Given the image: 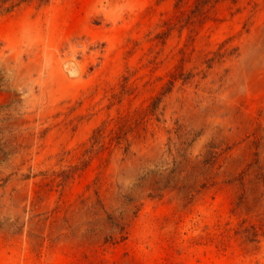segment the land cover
Here are the masks:
<instances>
[{
	"label": "rangeland",
	"instance_id": "1",
	"mask_svg": "<svg viewBox=\"0 0 264 264\" xmlns=\"http://www.w3.org/2000/svg\"><path fill=\"white\" fill-rule=\"evenodd\" d=\"M0 264H264V0L1 7Z\"/></svg>",
	"mask_w": 264,
	"mask_h": 264
},
{
	"label": "trees",
	"instance_id": "2",
	"mask_svg": "<svg viewBox=\"0 0 264 264\" xmlns=\"http://www.w3.org/2000/svg\"><path fill=\"white\" fill-rule=\"evenodd\" d=\"M15 1H18L20 3L22 2H27V1H30V0H0V8L1 7H4L5 5H7L8 3H13ZM42 2H47L49 0H41Z\"/></svg>",
	"mask_w": 264,
	"mask_h": 264
}]
</instances>
